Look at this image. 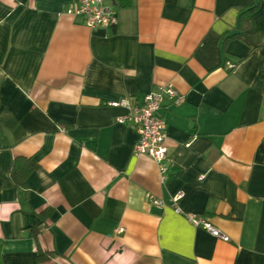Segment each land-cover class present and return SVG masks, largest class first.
<instances>
[{"label":"crops","instance_id":"1","mask_svg":"<svg viewBox=\"0 0 264 264\" xmlns=\"http://www.w3.org/2000/svg\"><path fill=\"white\" fill-rule=\"evenodd\" d=\"M74 1L0 0V264H264V0ZM164 84L162 178L116 117Z\"/></svg>","mask_w":264,"mask_h":264},{"label":"built area","instance_id":"2","mask_svg":"<svg viewBox=\"0 0 264 264\" xmlns=\"http://www.w3.org/2000/svg\"><path fill=\"white\" fill-rule=\"evenodd\" d=\"M67 13L82 18L83 23L91 28H111L118 23L117 13L105 5V0H75L68 6ZM165 96L171 98L175 105L182 101L172 84H164L146 94L141 104L130 107L126 114L116 117L117 122H128L135 128L138 138L134 145V153L151 157L158 164L162 178L167 171L168 160L167 126L160 111ZM181 195L178 193L174 200L177 201ZM176 210L180 212L179 208ZM186 217L193 225L204 229L211 236L224 241L229 239L203 216L187 213Z\"/></svg>","mask_w":264,"mask_h":264},{"label":"trees","instance_id":"3","mask_svg":"<svg viewBox=\"0 0 264 264\" xmlns=\"http://www.w3.org/2000/svg\"><path fill=\"white\" fill-rule=\"evenodd\" d=\"M119 1V0H118ZM121 2V1H119ZM121 4V3H120ZM256 5L250 6V7H245L240 11L241 14V24H240V31H237L235 33H231L230 34H226V36L224 37L225 40L230 39V38H237L240 37L242 35L243 32H247L250 31L252 29V12L255 10ZM21 158H16V160H19ZM17 162V161H16ZM13 167L15 168V163L13 165ZM13 168L12 172H11V176L17 175V171ZM12 178H16V176L12 177ZM48 253L39 250L38 254H37V261L42 260L44 257H47Z\"/></svg>","mask_w":264,"mask_h":264}]
</instances>
